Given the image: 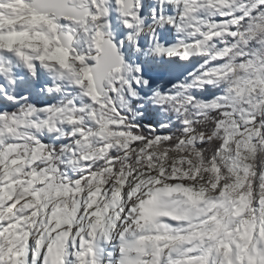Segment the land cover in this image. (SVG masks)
<instances>
[{
    "label": "snow or ice",
    "instance_id": "obj_1",
    "mask_svg": "<svg viewBox=\"0 0 264 264\" xmlns=\"http://www.w3.org/2000/svg\"><path fill=\"white\" fill-rule=\"evenodd\" d=\"M0 264H264V0H0Z\"/></svg>",
    "mask_w": 264,
    "mask_h": 264
}]
</instances>
